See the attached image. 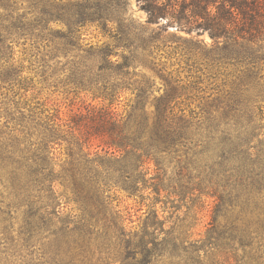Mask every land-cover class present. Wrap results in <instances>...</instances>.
<instances>
[{
	"label": "trees",
	"instance_id": "1",
	"mask_svg": "<svg viewBox=\"0 0 264 264\" xmlns=\"http://www.w3.org/2000/svg\"><path fill=\"white\" fill-rule=\"evenodd\" d=\"M136 1L0 0V264H264V0Z\"/></svg>",
	"mask_w": 264,
	"mask_h": 264
},
{
	"label": "rangeland",
	"instance_id": "2",
	"mask_svg": "<svg viewBox=\"0 0 264 264\" xmlns=\"http://www.w3.org/2000/svg\"><path fill=\"white\" fill-rule=\"evenodd\" d=\"M128 14H130L132 18H134L138 22H143L145 20V14L141 10H139V5L136 0H128ZM163 22L164 21L162 20L161 23ZM172 30L173 28L169 27V31L171 33H173ZM84 33L85 35L83 37L85 39V42L95 44L97 42H102L104 40L102 35L99 34V30L96 27H92L86 30ZM177 35L186 36L184 33H177ZM198 39H203L206 43H210V39L206 34L199 36ZM16 50H17L16 59L17 61H20L22 58L25 57L21 53L23 50V46L19 45L18 47H16ZM37 87H39L38 89H40V85H38ZM36 93L37 92L35 91L33 97H35ZM37 97L41 101L44 98L48 97L50 104L59 107L63 119H67L70 112L77 111L81 107L82 103L90 102V100H88L87 97L84 96L83 94L67 93L65 91V88L61 86H58L56 88L53 87L44 88L41 90L40 95ZM27 100L30 103L32 101V96L28 95ZM125 102L126 101L123 100V102L120 104V108H119L120 111L124 108ZM59 192H61L62 196L60 197L61 198L60 202L57 203L60 204V206L66 205V207L62 209L63 215H69V214L71 215L75 210L74 209L75 206L67 200L65 192L62 189H60ZM112 197H113L112 205L117 210H120L124 217L133 221L132 224L128 223V226H136L138 217L142 218L144 216L143 213L149 210L148 206L141 205V203L139 202V198L128 197L127 194L123 191H115L114 194H112ZM211 207H212V201L207 200L206 209L203 211L202 215H199L200 225L198 227V230L201 232L204 230V226L208 222ZM156 208L161 218L166 217L168 215L167 212L164 213L161 211L162 209L160 208V205H157ZM185 211L186 209L182 208L179 211H177L176 215H178V217L181 219L184 216ZM126 221L128 222V220Z\"/></svg>",
	"mask_w": 264,
	"mask_h": 264
}]
</instances>
